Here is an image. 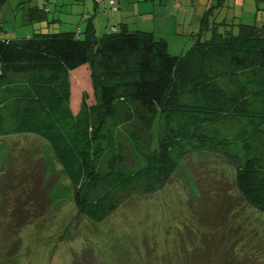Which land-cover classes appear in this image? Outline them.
<instances>
[{
  "label": "trees",
  "instance_id": "1",
  "mask_svg": "<svg viewBox=\"0 0 264 264\" xmlns=\"http://www.w3.org/2000/svg\"><path fill=\"white\" fill-rule=\"evenodd\" d=\"M8 1L0 0V15ZM263 2L256 0L259 10ZM211 8L182 53L169 46L174 36L132 30L123 16L102 35L91 16L77 32L23 38L7 37L1 25L0 136L49 146L71 183L77 218L107 224L134 197L164 189L186 158L204 152L224 158L235 181L219 196L199 174L201 209L208 212L210 198L226 210L223 220L240 201L264 215V22L218 19ZM49 12L34 4L25 20L34 24ZM23 153L33 160L34 152ZM0 176L3 188L10 169ZM183 246L184 264H239L232 252L216 254L213 243L191 249L185 239ZM91 247L76 258L95 264ZM243 260L264 264L259 256Z\"/></svg>",
  "mask_w": 264,
  "mask_h": 264
},
{
  "label": "rangeland",
  "instance_id": "2",
  "mask_svg": "<svg viewBox=\"0 0 264 264\" xmlns=\"http://www.w3.org/2000/svg\"><path fill=\"white\" fill-rule=\"evenodd\" d=\"M21 1L9 0L0 15V27L3 24L7 37L77 32L86 26V16L93 17L102 35L106 25L120 20L121 14L132 30L147 31L144 29L151 26L144 19L149 16L140 13L154 8L149 0H103L99 5L94 0H32L25 5ZM109 1L116 2L118 12L112 11ZM207 1L211 0L200 2ZM34 4L37 8L45 5L50 12L28 24L25 12ZM226 5L222 16L243 10L245 21L251 24L260 23L264 17V2L260 10L256 0H227ZM169 41L175 53L193 45L186 36ZM91 89L89 82L86 91ZM19 140L15 144L13 137L0 136V172L10 169L12 175L1 178L5 185L0 187V264H89L75 254L91 245L96 252L95 264H184L185 239L191 249L198 244L206 249L213 243L216 254L232 252L231 257H237L239 264L245 255L264 261V215L240 201L223 220L220 216H225L226 210L218 209L210 198L208 212L201 209L196 188L199 174L206 177L205 185L215 188L217 195L222 188L234 186V169L219 155L204 152L186 158L164 189L153 196L134 197L106 224L76 217L71 183L44 141L31 137ZM18 149L21 155L14 160L11 154ZM28 150L34 152L33 160L26 159L23 152ZM41 202L44 205H38ZM121 234L125 237L119 242Z\"/></svg>",
  "mask_w": 264,
  "mask_h": 264
},
{
  "label": "crops",
  "instance_id": "3",
  "mask_svg": "<svg viewBox=\"0 0 264 264\" xmlns=\"http://www.w3.org/2000/svg\"><path fill=\"white\" fill-rule=\"evenodd\" d=\"M149 1L154 7L152 11L146 14L140 13L141 16H149L148 18L144 19V21L146 25L151 27H148L144 30L153 32L159 36H174L173 38L191 36L192 34L199 32L201 29L202 19L208 12L209 8L212 7V17L217 18V16L220 15L218 19L225 17V14L222 16L223 9L225 10V8H227V0H224L223 4L218 8L216 7L218 6L219 0H211L209 3L208 1L206 3L200 2L201 0H199L197 3H195L196 0H158L157 2L155 0ZM96 5L99 4L96 3ZM115 11L118 12L119 9L118 11L114 10L113 12L116 13ZM125 11H128V9L126 8ZM241 12L242 13L236 12L234 16L227 15V17H236L245 21L243 15L244 11L242 10ZM122 16L123 15L121 14L120 17ZM147 19L149 23H147ZM261 22H264V17L262 18Z\"/></svg>",
  "mask_w": 264,
  "mask_h": 264
},
{
  "label": "built area",
  "instance_id": "4",
  "mask_svg": "<svg viewBox=\"0 0 264 264\" xmlns=\"http://www.w3.org/2000/svg\"><path fill=\"white\" fill-rule=\"evenodd\" d=\"M111 3L114 4V1H112Z\"/></svg>",
  "mask_w": 264,
  "mask_h": 264
}]
</instances>
